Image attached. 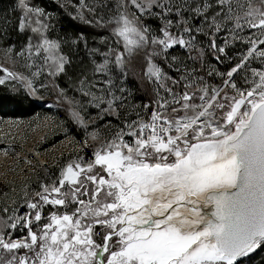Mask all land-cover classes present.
<instances>
[{"label":"snow or ice","instance_id":"6c2138e0","mask_svg":"<svg viewBox=\"0 0 264 264\" xmlns=\"http://www.w3.org/2000/svg\"><path fill=\"white\" fill-rule=\"evenodd\" d=\"M55 3L95 35L51 38L56 13L15 0L0 53L26 71L0 64V85L54 98L83 140L0 187V264H242L264 250V0ZM9 26L32 35L17 48ZM66 46L89 58L75 79ZM37 157H20L26 172Z\"/></svg>","mask_w":264,"mask_h":264},{"label":"rangeland","instance_id":"374dc122","mask_svg":"<svg viewBox=\"0 0 264 264\" xmlns=\"http://www.w3.org/2000/svg\"><path fill=\"white\" fill-rule=\"evenodd\" d=\"M67 5V0H62ZM39 6L45 7L47 11L56 13L58 17V23H68L66 26L59 27L56 24V29L51 33V38H57V36H74L83 32L85 35H95L78 29L71 24L68 20V14L64 9H60L55 3V0H43ZM15 0L8 1V4H0V18L5 15L10 19H14V16L18 13H14ZM71 11V8H68ZM9 39L5 43L14 44L17 48H20L27 42V36L31 33L17 34L12 31L9 26ZM65 53L72 56L73 63L68 68V76L75 79L81 72L86 71L89 67V58L83 49L71 50L67 46L64 48ZM22 60L13 65L10 60H6L2 53H0V64L4 67H8L14 71H26L21 67ZM222 70H225L222 68ZM47 81V80H46ZM45 81V82H46ZM12 82L7 85H0V97H10L16 101L19 99L25 106L29 104L30 97H27L16 82V87L20 89V92L13 91ZM59 83L62 87H68L69 81L67 77L59 78ZM47 96V95H46ZM45 96V97H46ZM12 102H10L11 104ZM50 104L44 106V108L38 109L33 115L22 117L20 112L9 113L2 108L0 116L4 118L5 123H0V187H5L7 182L16 180L17 182L23 180H34L39 173V164L47 163L55 167L62 159L68 158L71 154L78 151L80 144L71 136V128L67 122L61 121L57 116L56 110L53 107L49 108ZM11 109V107L8 105ZM10 121H19L20 127H14ZM14 147L16 149V155L9 153L7 156L2 149L7 147ZM38 154L36 163V170L33 171L20 162V157L31 158L33 155ZM14 170V171H13ZM262 257L258 260V264H264V250Z\"/></svg>","mask_w":264,"mask_h":264},{"label":"trees","instance_id":"16d2710c","mask_svg":"<svg viewBox=\"0 0 264 264\" xmlns=\"http://www.w3.org/2000/svg\"><path fill=\"white\" fill-rule=\"evenodd\" d=\"M8 1L10 0H0V4H8ZM33 3L35 4H40L43 3V0H32ZM67 20L76 26L78 29H81L85 32L95 34V29L89 28L87 25L80 23L76 20H73L69 15L67 17ZM65 22H60L57 24L59 27H63L64 25L66 26ZM2 75V73H0ZM47 83L51 85V80H47ZM20 92V89L16 94ZM144 99L146 101V97H144L141 93L137 94V100ZM10 102H12L10 104ZM47 104H52L55 105V100L52 97L46 96L43 100H34L32 98L29 99V104L27 106L24 105L19 99L14 101V99H11L10 97H0V112H2V108H5V110H11L8 111L9 113H17L20 112L22 117H26L29 115H33L37 112L38 109L44 108L45 105ZM8 105L11 107V109L8 107ZM56 110L57 116L61 119L63 122H67L71 128V136L75 137V139L79 142L83 140V133L76 128L75 125L71 123V121L68 118L67 113L64 111L62 107L59 106H54ZM263 254V250H258L256 253L252 254L248 258H244L242 261V264H258V260L262 257L261 255Z\"/></svg>","mask_w":264,"mask_h":264}]
</instances>
